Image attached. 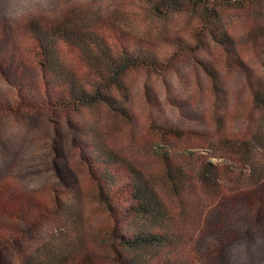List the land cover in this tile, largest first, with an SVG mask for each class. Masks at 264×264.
<instances>
[{
    "label": "rangeland",
    "instance_id": "374dc122",
    "mask_svg": "<svg viewBox=\"0 0 264 264\" xmlns=\"http://www.w3.org/2000/svg\"><path fill=\"white\" fill-rule=\"evenodd\" d=\"M33 20L90 26L106 39L141 42L158 54L167 53L173 41H188L197 21L190 11L159 15L149 0H0V264H22L56 233L71 234L72 222L59 209L65 203H74L80 245L98 264H113L115 231L144 224L134 217L126 187L111 208L100 201L93 130L166 198L177 215L176 253L186 264H264V150L243 160L234 147L236 139L256 133L264 112L252 107L245 73L227 62L221 47L211 43L196 58L160 73L127 72L115 99L129 118L103 106L65 110L50 105L45 73L25 31ZM220 25L235 40L241 60L264 76V50L246 39L247 15L221 9ZM198 60L219 72L223 102ZM152 120L198 131L209 148L162 143ZM165 154L180 162L191 158L195 168L212 162L218 181L198 185L180 202L163 184Z\"/></svg>",
    "mask_w": 264,
    "mask_h": 264
},
{
    "label": "trees",
    "instance_id": "16d2710c",
    "mask_svg": "<svg viewBox=\"0 0 264 264\" xmlns=\"http://www.w3.org/2000/svg\"><path fill=\"white\" fill-rule=\"evenodd\" d=\"M159 15L190 11L196 14V27L188 41L176 40L165 54L141 42L131 44L118 39H106L99 29L86 26L78 29L68 24L42 25L33 20L25 31L32 39L39 64L45 73V87L50 105L77 111L83 107H108L119 116L129 118V112L117 103L115 92L124 88V75L133 69L150 73L169 70L177 61L197 57L210 44L221 47L229 64L240 68L246 76L250 102L264 112V76L248 67L240 58L235 40L220 25V10L234 9L245 13L251 27L247 41L264 50V0H149ZM210 79L212 92L223 102L225 91L216 68L208 61H199ZM264 64V62H263ZM157 138L165 144L183 143L188 146L209 148L204 134L192 129L183 130L155 120L150 124ZM91 160L99 166L94 173L100 201L108 208L126 187L134 200L135 219L144 224H132L127 233L114 232L113 264H186L176 253L178 236L174 231L175 215L167 206L154 181L142 170L129 164L92 132ZM228 139L223 138L222 142ZM235 150L243 160L252 158L255 151L264 150V123L258 120L256 133L236 139ZM191 158L185 162L164 155L163 183L169 194L182 201L198 185L206 187L218 181L216 167L207 162L195 168ZM128 181V183H127ZM126 182V186L124 183ZM119 189V191L117 190ZM2 205H0L1 207ZM60 211L72 222V228L56 233L53 240L23 258L22 264H98L97 260L80 245V230L75 225V205L65 203ZM76 226V227H75ZM172 226V227H171ZM78 235V237H77Z\"/></svg>",
    "mask_w": 264,
    "mask_h": 264
}]
</instances>
